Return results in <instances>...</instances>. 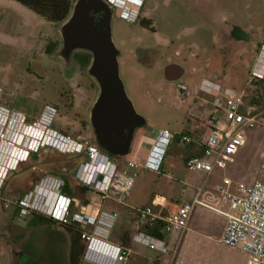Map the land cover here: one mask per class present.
<instances>
[{
	"label": "rangeland",
	"instance_id": "374dc122",
	"mask_svg": "<svg viewBox=\"0 0 264 264\" xmlns=\"http://www.w3.org/2000/svg\"><path fill=\"white\" fill-rule=\"evenodd\" d=\"M71 1L74 7L77 0ZM192 1L146 0L140 16L150 23L149 28L143 27L140 20L130 22L113 10L112 39L119 51L120 79L136 112L145 118L146 124L138 129L129 155L116 160L119 169H128L134 184L126 204L113 201L107 204L106 209L117 213L110 237L121 235V227L129 228L133 212L136 214V209L151 205L156 194L175 203H190L203 186L202 197L217 206L220 193L216 188L224 178L232 180L233 192L238 183L264 181L260 170L264 153V80L252 81L250 78L264 43V27H257L252 14L264 11V0H213L207 4L206 12L202 7L192 5ZM228 8L238 10L240 23L249 31L244 36L246 42L239 47L235 40H229L223 30L224 23L220 22ZM64 23H50L14 0H0V104L25 114L31 122L47 119L56 130L76 140H92L91 129L85 122H88L99 87L87 67L77 61L76 54L81 51L74 52L68 60L61 56ZM205 24L209 28L207 31ZM193 27L197 31L189 38L186 30ZM251 27H254L253 31ZM232 33L238 38L237 32L233 30ZM191 40L206 49V56L213 53L214 44H217L226 55L224 68L227 69L220 73L217 54L212 57L210 66L205 67L203 62L198 66L185 63L183 46ZM49 43L57 44L50 54L47 53ZM170 63L179 64L186 70L178 82L168 81L164 76V68ZM195 67L207 78L210 77L209 70L215 69L219 80H223V88L244 93L243 111L250 112L259 121L256 127L246 131L249 140L247 138V144L233 162L210 177L185 164L189 156L200 153L195 145L181 147L174 142L159 170L148 167L147 153L141 147V139L146 135L157 138L161 131L169 130L180 134L178 136L197 137L206 135L211 117L225 120L224 114L212 104L218 92H203L199 90L200 79L188 80L186 73L191 74ZM249 108L253 109L248 111ZM76 159L85 160L83 156H68L51 149L40 151L9 178L4 190L9 194H3L7 196L3 203L13 201L10 193H23L24 187L29 188L31 181L35 183V177L43 176V173L65 174L72 189L77 182L75 168L66 167L75 164ZM131 160L137 167H128ZM80 193L83 188L76 186L75 194ZM194 215L191 237L186 239L182 250V243L178 245L177 253L172 254L173 264H245L247 257L241 249L219 242L226 222L224 216L201 206L196 208ZM34 219L39 220V216L21 219L13 206L3 210L0 196V264L57 263L58 246L60 239L68 235L66 230L57 224L34 222ZM176 238L177 234H173L172 240ZM135 249L145 257L155 259L159 255L145 245L135 246ZM180 250V262L177 263ZM134 256L139 262L145 260L142 256Z\"/></svg>",
	"mask_w": 264,
	"mask_h": 264
},
{
	"label": "built area",
	"instance_id": "2783aa9c",
	"mask_svg": "<svg viewBox=\"0 0 264 264\" xmlns=\"http://www.w3.org/2000/svg\"><path fill=\"white\" fill-rule=\"evenodd\" d=\"M104 1L119 16L133 23L140 20L145 2ZM250 78L252 81L264 80V43L261 44ZM210 84L212 85L204 81L202 91L218 92L219 95L212 104L224 114L225 120L211 117L207 125L208 132L202 136H178L180 134L169 130L161 131L157 138L146 136L145 139L152 141L146 157L148 167L159 170L170 146L176 141L181 147L195 145L200 150V153L189 156L185 164L191 170L204 172L207 177L217 170L227 168L240 153L247 142L246 131L256 127L259 121L250 112L243 111L244 93ZM45 149L85 158L75 168L74 178L96 194V205L107 200L126 204L134 184V178L129 175L127 168L119 169L117 161L91 141L76 140L58 131L47 119L31 122L25 114L0 104V190L12 172ZM128 167H137V164L129 161ZM260 170L264 175V154ZM68 185L63 174L46 175L22 196L14 201L4 202V206L7 208L15 205L21 219L37 215L79 230L82 240L86 242L82 262L129 264L134 253L132 248L116 244L104 236L113 228L117 214L88 212L90 205L81 206V202L68 193ZM203 192L202 186L190 203L179 204L171 210L164 197H155L151 205L136 209V241L159 254L169 255L172 250L166 237L178 234L177 245L172 253L175 255L193 213L201 206L225 217L226 224L220 243L241 249L247 257L245 264H264V181L238 183L233 192L232 180L224 178L217 188L220 193L217 206L206 202L202 197Z\"/></svg>",
	"mask_w": 264,
	"mask_h": 264
},
{
	"label": "water",
	"instance_id": "95a60500",
	"mask_svg": "<svg viewBox=\"0 0 264 264\" xmlns=\"http://www.w3.org/2000/svg\"><path fill=\"white\" fill-rule=\"evenodd\" d=\"M103 10L106 14V37H99L91 28V11ZM112 12L104 0H77L70 18L63 24L61 35L63 48L61 56L68 60L76 51H89L94 56L89 73L100 83V97L92 110V122L97 132L106 130L110 135L116 132H129V137L135 130L146 124L143 116L138 114L128 98L124 84L119 75L118 55L112 39ZM185 75V69L176 63H170L164 68V76L168 81L178 82ZM96 119H99L96 121ZM120 152L113 156L125 158L130 153L131 143L118 142Z\"/></svg>",
	"mask_w": 264,
	"mask_h": 264
},
{
	"label": "crops",
	"instance_id": "0c3cea01",
	"mask_svg": "<svg viewBox=\"0 0 264 264\" xmlns=\"http://www.w3.org/2000/svg\"><path fill=\"white\" fill-rule=\"evenodd\" d=\"M212 1L213 0H193L191 2V4L192 5H198V7L200 6V7H202L204 9V11H205V9L207 11V4H210V2H212ZM196 2H198V3H196ZM203 9H201L200 12H202ZM262 9H263V7H262ZM142 10H143V8H142ZM252 15H253V18L257 22V27L263 29V27H264V11L262 10V11H259L258 13L252 14ZM221 17H222V19L220 18V22L222 20V22L224 23L223 26L225 27V29H223V30L226 31V35L228 36L229 40L231 42H233V40H235L236 41L235 43H236V45L238 47L240 45L244 44L246 42V39H244V36L245 35H248V32L249 31H247V28L243 27L242 24L240 23V20H239L240 16H239L238 10H236L235 8L234 9L228 8V11L223 12V15ZM143 19H145V18H143ZM140 20H142L141 16H140ZM204 26H205L206 31H207V29H209V28L206 26V24ZM250 29H251V31H253L254 27H251ZM233 30L239 34L238 38H234L233 33H232ZM196 31H197L196 30V27L188 28L186 30V35H188V37H189L190 35L196 33ZM193 41L194 40H191V42H189L188 44H186V45L183 46L184 52H185L184 53L185 63L191 64V65H197L198 66L201 62H203V64H205V67H206V65H209L210 66V61L212 60V57L217 54L219 56V58H220V73L223 72L225 69H227V68H224V63L226 61V55H224L221 52V49L217 46V44H214V47H213L214 48L213 49L214 51H213V53L210 54L209 56H206L207 55V52L205 51L206 49H204L199 44H197V43H195ZM255 62H256V60H255ZM209 71H210V77L209 78L204 77V75L202 76V74H203L202 71H200L199 68H197V67H195L193 69V71H192L191 74L190 73H186V75L189 76V79H188L189 81H196L198 79L201 80V82L199 84V90H201V91H202L201 86H202V84H203L204 81H208V82L212 83V85L213 84H217V85H220L221 86V82L223 80H219V78H218L219 73L215 69H212V70L210 69ZM199 73H201V74H199ZM251 109H253V108H249L248 111H250ZM247 138L249 140V136L248 135H247ZM248 140H247V142H248ZM141 141H142L141 147L144 149L142 151H144V153L146 152L147 155H148V152L150 151V148H151V142L152 141L150 139L149 140L148 139H145V136H143V138L141 139ZM262 158H263V155H262ZM14 173L15 172H12L9 175V177H8V179H7L4 187L0 190V193L2 194V195H0L1 196V207H2L3 210H7L8 209V207L6 208L4 206V203H3V200H5L7 196L5 197V195H3V194H9V193H5L4 190L8 187L9 178H11L14 175ZM46 175H57V174H55V173H49V174H43V176L37 175V177H35V178H37L36 181H35V183L33 181H31V186L29 188L24 187L23 193H21L19 195L18 194L10 193L9 196H12V199L14 201L19 196H22L23 194H25L41 178H43ZM76 186H81L83 188V193H80L83 198L80 196V194H75ZM218 186H217V188H218ZM12 188H11V190H12ZM217 188H216V190H217ZM11 190H9V191H11ZM72 192L74 193V198H76L77 200H79L81 202V206L83 205V206L86 207V206H89L90 205L89 206L90 208L87 209L88 212H92L94 214L97 213V212H107V213H113L114 212L113 210L106 209V208H108V205L107 204H109L110 202H112L111 200H107V201H105L101 205H96V198H97L96 197V194L94 192L90 191L87 187H85V186H83L81 184H78L77 182L75 183V186L72 188ZM155 197H164V196L159 195V194H156V195H154L152 201L154 200ZM164 198L166 199L168 209H170V210L171 209H174L179 204L189 203V202L175 203V202H173L172 200H170V199H168L166 197H164ZM10 206H13V209H15L16 212H18V209L16 208L15 205H10ZM114 213H116V212H114ZM194 213H193V215L191 217L188 230L182 236V240L180 242V244L182 243L181 244V250L183 248L184 242L186 241L187 238H190L191 237V233L193 232L192 226L194 224V219H195ZM129 215H130V213H129ZM35 216H37V215H35ZM132 216H133V219H131V223H132L131 226L129 228L121 227L122 230L119 232V234H121V235H115L114 237L113 236L110 237L111 236L110 234H111L112 231H110L109 234H105L104 235V236L107 237L108 240H110V241H112V242H114L116 244H121V245H124L126 247L132 248V250L134 251V253L131 255L129 264H168V263H172L173 264V263H175L174 262V257L172 256V252H173V249L176 248L179 235L177 234V238H176L175 241L172 240V235L173 234L172 235H169L168 237H166V240H167V242L169 244V247L172 250V251H170L169 255L159 254V255L156 256L155 259L154 258H149V257L142 256L135 249V246H141L142 244L138 243L136 241V239H135L136 238V235L138 234V229L135 226L136 214L133 212ZM34 220L37 222L36 219H34ZM49 224H57V225H59L58 223L53 222V221H51ZM225 224H226V222H225ZM223 230H224V228H223ZM222 233H223V231H222ZM181 250H180L179 259H178L177 263L180 262ZM134 255L142 256L145 260L144 261L141 260V262H139L135 258ZM164 257H167V259H163ZM82 264H84V263L82 262Z\"/></svg>",
	"mask_w": 264,
	"mask_h": 264
},
{
	"label": "flooded vegetation",
	"instance_id": "af4514ba",
	"mask_svg": "<svg viewBox=\"0 0 264 264\" xmlns=\"http://www.w3.org/2000/svg\"><path fill=\"white\" fill-rule=\"evenodd\" d=\"M112 12V16H113V9H111ZM88 17L91 19V28L94 31V33L96 35H98L95 38V41L98 42L99 37H106L107 34V28H106V14L104 13L103 10H99V11H91L88 15ZM81 52H85L88 53L91 57H90V62L87 66V69L89 70L91 65L93 64L94 61V56L91 52L89 51H81ZM79 53V52H78ZM77 61L79 62V64L81 66L82 63L79 61V59L77 58ZM90 74V73H89ZM91 75V74H90ZM92 76V75H91ZM99 87V92L96 96V99L94 100L90 112H89V118H88V122H85V126L89 127L91 129V137L92 143L96 144L103 152L107 153L108 155H110L114 160H119V157H115L113 156V153H118L120 152L119 147H118V142H127L129 141L131 143V147H130V151L132 150V147L135 143L136 140V133L138 131L139 128H137L135 130V132L133 133L132 136L129 137V132L125 131L124 133L121 132H116L115 135H110L109 133H107L106 130H102L100 132H97L94 124H93V120H92V110L94 108V105L96 104V102L98 101L99 97H100V83L97 80L96 77L92 76ZM99 119H96V121H98ZM146 137V136H145ZM60 225V224H59ZM61 227H63L65 229L66 226L60 225ZM67 232V236H63V238H61V242L58 246V256H56V260L57 263L56 264H74L75 259L72 257V252L74 251V253H76L75 251L78 250L77 247L81 246L83 247V254L82 257L84 255L85 249H86V242L82 240H79L78 238H73L71 234L66 230ZM72 243L75 245L74 249H72ZM57 249V248H56ZM81 264H82V259H81Z\"/></svg>",
	"mask_w": 264,
	"mask_h": 264
},
{
	"label": "trees",
	"instance_id": "16d2710c",
	"mask_svg": "<svg viewBox=\"0 0 264 264\" xmlns=\"http://www.w3.org/2000/svg\"><path fill=\"white\" fill-rule=\"evenodd\" d=\"M14 1L53 24L64 23L69 18L73 8V4L71 0H14ZM140 24L145 28H149L150 25V23L144 19L140 20ZM56 48H57L56 43H49L47 47V53L48 54L53 53L56 50ZM76 57L82 63L83 67H87L90 62L91 56L88 53L82 52L81 54L77 53ZM73 158L74 157H72V159ZM79 162H80L79 159H76L75 164H72L71 166H67L66 168L74 169L76 168L75 166H77ZM64 178L66 182L69 184V179H67L65 174H64ZM67 191L68 193L74 196L70 184L67 187ZM34 222L36 221L34 220ZM37 222L49 224L51 220H48L44 217H39V220H37ZM65 230H67L71 234L72 239L75 237L81 240L80 231L77 230L76 228L66 226ZM149 231L151 233H154L151 230ZM74 247L75 245L72 243V249H74ZM77 248L78 250L75 251L76 253H74V251L72 252V257L75 259L74 264H81L83 247L79 246Z\"/></svg>",
	"mask_w": 264,
	"mask_h": 264
},
{
	"label": "bare ground",
	"instance_id": "6f19581e",
	"mask_svg": "<svg viewBox=\"0 0 264 264\" xmlns=\"http://www.w3.org/2000/svg\"><path fill=\"white\" fill-rule=\"evenodd\" d=\"M48 196H50V195L48 194ZM50 198H51V196H50Z\"/></svg>",
	"mask_w": 264,
	"mask_h": 264
}]
</instances>
